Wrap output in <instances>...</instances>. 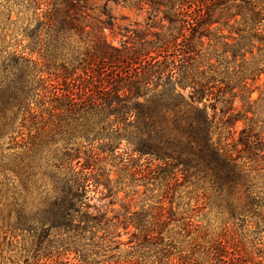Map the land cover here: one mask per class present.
I'll return each mask as SVG.
<instances>
[{"label":"trees","instance_id":"16d2710c","mask_svg":"<svg viewBox=\"0 0 264 264\" xmlns=\"http://www.w3.org/2000/svg\"><path fill=\"white\" fill-rule=\"evenodd\" d=\"M22 1L36 18L24 38L35 44L30 54L37 53L40 59L12 57L6 66L23 69L0 100V175L12 173L20 184L18 190L14 179L8 178L12 185L7 194L11 200L4 225L7 230L32 234L40 247L51 232L83 239L92 229L104 227L102 222L108 220L101 213L102 207L90 206L88 196L90 192L98 194V204L110 198L109 180L96 167L104 159L102 155L114 156L123 140L124 150L116 159L130 169L143 159L142 175H149L154 163L161 171L177 167L186 171L203 165L218 183L233 185L244 176L243 159L254 164L253 170L264 169V141L253 124L241 129L235 151L227 150L220 137L212 140L217 105L222 115L229 114L222 123L231 131L239 120L231 99L235 96L225 99L230 95L226 78L212 69L199 71L196 65V45H203V34H209L216 23L212 22L211 9L216 0H137L141 8L150 10L148 20L154 14L168 27L166 32L152 35L154 39L137 36V45L122 43L120 48L102 40L103 31L113 25L106 5L118 2L105 0L97 46L80 73L74 67L55 65V55L66 34L84 31L81 19L90 10L88 4L102 0ZM244 3L251 7L254 29L264 7ZM42 30L49 34L48 42L38 39L36 45ZM253 37L254 32L247 37V44ZM235 55L237 51L232 58ZM39 60L41 67L53 69L59 83L47 84L41 78L42 71L18 64L29 62L37 67ZM256 72L264 74V67H255L250 75ZM186 89L189 91L184 95ZM32 93L40 97L34 108L30 107ZM57 142L61 150L54 149ZM12 214L16 220L10 224ZM133 217L129 222L137 237L160 234L156 231L158 217H152L151 223H144L142 215L133 213Z\"/></svg>","mask_w":264,"mask_h":264},{"label":"rangeland","instance_id":"374dc122","mask_svg":"<svg viewBox=\"0 0 264 264\" xmlns=\"http://www.w3.org/2000/svg\"><path fill=\"white\" fill-rule=\"evenodd\" d=\"M245 1L264 7V0L214 1L212 22L216 23L207 31L209 34H203V45H196L198 70L212 69L225 77L230 92L225 99L235 96L231 99L234 98L233 109L239 113V120L231 131L222 123L229 114L222 115L221 106L217 105L216 129L212 133V140L220 137L230 151H235L233 146L239 133L248 124H253L254 131L264 141V74L250 75L255 67H264V10L252 29L254 15ZM104 7L105 0L88 4L90 10L81 19L84 31L65 35L62 48L55 55V65L74 67L80 73L102 29L100 22L104 17H100V12ZM106 12L113 18V25L103 31L102 40L114 48H120L122 43L137 45V36L141 35L144 40L154 39L152 35L162 34L168 27L154 14L148 20L150 10L141 8L137 0L109 2ZM35 20L32 10L25 9L22 0H0V100L10 82L23 71L19 66L7 69L11 58L40 59L37 53L30 54L35 44L24 38L26 29L35 26ZM253 32L254 37L247 44L246 39ZM48 36L45 30L39 32L36 45L38 39L47 43ZM235 51L237 55L232 58ZM18 64L42 71L41 78L47 84L60 81L52 75L51 67L47 70L41 67V60L37 67L29 62ZM188 91L182 93L187 95ZM31 98L34 103L30 107L34 108L40 97L32 93ZM20 119L18 116L17 122ZM229 131L233 133L231 137ZM53 147L62 148L60 142ZM118 147L114 156L102 155L104 159L96 167L109 180L110 198L98 204L99 195L90 192L87 202L95 208L102 207L101 213L108 221L102 222L106 224L104 227L86 233L83 239L51 232L37 247L32 234L7 230L4 225L11 202L7 194L12 185L8 178L14 179L18 190L20 184L12 173L7 172L6 177L0 175V264H264V169L253 170L254 164L243 159L244 176L233 185L218 183L203 165L190 166L186 171L182 167L161 171L160 165L154 163L151 173L142 175L144 160L130 169L121 159H116L123 152L125 141ZM98 189L102 191L103 186ZM133 213L142 215L144 223L158 217L156 231L160 234L137 237L138 232L129 222V218H134ZM15 220L12 214L9 223Z\"/></svg>","mask_w":264,"mask_h":264}]
</instances>
